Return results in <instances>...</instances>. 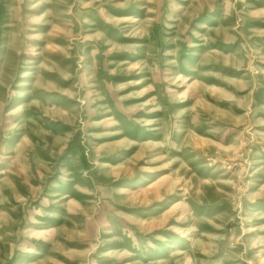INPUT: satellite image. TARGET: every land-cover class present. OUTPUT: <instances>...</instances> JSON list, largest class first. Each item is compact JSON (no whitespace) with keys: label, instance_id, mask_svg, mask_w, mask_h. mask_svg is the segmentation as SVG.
I'll list each match as a JSON object with an SVG mask.
<instances>
[{"label":"rangeland","instance_id":"1","mask_svg":"<svg viewBox=\"0 0 264 264\" xmlns=\"http://www.w3.org/2000/svg\"><path fill=\"white\" fill-rule=\"evenodd\" d=\"M0 264H264V0H0Z\"/></svg>","mask_w":264,"mask_h":264}]
</instances>
